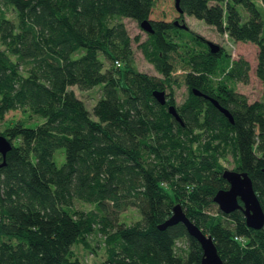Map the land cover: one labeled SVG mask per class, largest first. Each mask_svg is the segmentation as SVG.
<instances>
[{
    "label": "trees",
    "instance_id": "trees-1",
    "mask_svg": "<svg viewBox=\"0 0 264 264\" xmlns=\"http://www.w3.org/2000/svg\"><path fill=\"white\" fill-rule=\"evenodd\" d=\"M257 1L180 0L183 11L168 19L152 16L156 0H0V120L23 114L0 128L13 144L0 164V264H83L73 245L92 246V233L105 257L90 264H201L202 246L183 222L159 226L177 203L212 234L225 264H264V225L248 226L241 208L223 212L213 198L229 186L222 158L230 153L264 207V94L250 101L236 89L249 80L246 57L220 43L212 51L203 35L174 23L193 14L255 42L264 79ZM123 17L147 18L153 30L132 37ZM133 40L157 74L137 68ZM181 82L187 93L178 102ZM73 84L99 85L92 108ZM155 89L165 90L164 103ZM75 199L93 206L77 208ZM128 206L140 214L129 223L120 220Z\"/></svg>",
    "mask_w": 264,
    "mask_h": 264
},
{
    "label": "rangeland",
    "instance_id": "rangeland-1",
    "mask_svg": "<svg viewBox=\"0 0 264 264\" xmlns=\"http://www.w3.org/2000/svg\"><path fill=\"white\" fill-rule=\"evenodd\" d=\"M258 6L260 8L263 22H264V5L258 0ZM238 9L240 10L243 18L246 16V10L242 4H238ZM179 14L178 9L175 6V0H156L153 17H166L168 19H173ZM10 16H14L13 12H9ZM123 20L128 28L129 33L132 37L139 35L140 40H143L147 36V31L140 25V23L131 17H123ZM184 20L188 24L189 28L194 32L203 35L206 39L220 43L226 51L231 55L232 58L238 55H243L250 62L249 69V80L247 82L237 81L236 89L238 91L244 92L250 101L255 99L263 98L264 94V79H262L256 73V63H257V51L258 46L255 42L250 40H237L233 39L227 32H219L216 27L212 24L207 23L204 19L198 18L193 14H184ZM181 32L187 34V30L180 28ZM264 31V23H263ZM132 46L134 49V62L138 69L147 71L149 73H155V67L150 63L146 57L143 55L140 47L138 46V41L133 40ZM100 56L104 58L101 53ZM105 59V58H104ZM111 61L106 59L105 65H110ZM70 87L75 91V93L83 98L89 108L96 102L101 94V88L99 85L93 86L87 89H81L78 85L73 84ZM187 93L186 85L181 82L176 88V100L181 101ZM22 111L20 109L9 110L5 115V120H0V128H3L9 119L22 116ZM36 118V117H33ZM55 159L60 164L64 161V151L63 148H57L55 151ZM222 163L224 167L235 168V161L232 154L228 153L225 158H222ZM74 205L77 208L89 209L93 205L89 202L83 200L75 199ZM218 206V204H216ZM212 207V211L216 210L217 206ZM140 216L139 210L136 206H128L120 213V220L127 223L136 220ZM101 237L99 234H90L89 241L90 244L86 242H77L73 245L76 255L81 259L83 264H90L92 262H97L105 257L104 246L100 241Z\"/></svg>",
    "mask_w": 264,
    "mask_h": 264
},
{
    "label": "water",
    "instance_id": "water-1",
    "mask_svg": "<svg viewBox=\"0 0 264 264\" xmlns=\"http://www.w3.org/2000/svg\"><path fill=\"white\" fill-rule=\"evenodd\" d=\"M175 6L182 12L183 9L180 5V0H175ZM175 24L182 27H188L186 22H180L178 18L174 20ZM140 25L146 31H152L153 27L149 19L145 18L140 21ZM208 45L212 51H216L220 48L218 42L206 39ZM196 94H202L209 99L231 120L233 121V115L231 111L223 106L216 98L203 93L197 88H193ZM155 97L161 102L166 101L165 90L155 89L153 91ZM169 111L180 121H182L179 113L176 110L174 104H170ZM13 147L12 142L2 133H0V153L3 161L0 164L5 163V159L8 151ZM223 176L227 179L229 186L227 188H220L214 194V200L223 212H230L236 208H241L245 215V220L248 226L254 228H260L264 225V207L261 200L253 186V181L246 171L236 170L234 168H224L222 172ZM183 222L187 228V231L193 235L201 244L203 255L201 264H225L223 258L218 252L214 238L211 233L206 232L201 226L193 221L185 212L182 205L177 203L173 207L172 214L159 224L160 227H165L169 224L176 222Z\"/></svg>",
    "mask_w": 264,
    "mask_h": 264
},
{
    "label": "built area",
    "instance_id": "built-area-1",
    "mask_svg": "<svg viewBox=\"0 0 264 264\" xmlns=\"http://www.w3.org/2000/svg\"><path fill=\"white\" fill-rule=\"evenodd\" d=\"M116 63H117V65H119L120 64V61L119 60H116Z\"/></svg>",
    "mask_w": 264,
    "mask_h": 264
},
{
    "label": "flooded vegetation",
    "instance_id": "flooded-vegetation-1",
    "mask_svg": "<svg viewBox=\"0 0 264 264\" xmlns=\"http://www.w3.org/2000/svg\"><path fill=\"white\" fill-rule=\"evenodd\" d=\"M176 19V18H175ZM144 55V54H143Z\"/></svg>",
    "mask_w": 264,
    "mask_h": 264
}]
</instances>
